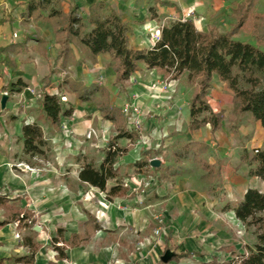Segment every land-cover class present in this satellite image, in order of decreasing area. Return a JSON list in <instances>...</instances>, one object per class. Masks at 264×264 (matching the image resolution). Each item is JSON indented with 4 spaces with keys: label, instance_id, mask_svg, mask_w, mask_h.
Instances as JSON below:
<instances>
[{
    "label": "crops",
    "instance_id": "crops-1",
    "mask_svg": "<svg viewBox=\"0 0 264 264\" xmlns=\"http://www.w3.org/2000/svg\"><path fill=\"white\" fill-rule=\"evenodd\" d=\"M27 1L0 0V48L10 44L21 45L7 52L15 63L14 69L0 63V96L8 82L21 78L27 83L23 91L10 94L3 107L0 104V196L8 198L10 205L26 210L33 223L27 226L24 224L26 221L20 225L18 221H13L0 226V264H21L14 258L27 254L24 238L28 236L39 245L33 264H110L112 255L109 245L113 244V239L119 242L118 264H180L183 259L207 257L209 253L212 254L210 259L200 261H210L213 256L218 259L215 252L218 245L235 244V240L223 229L233 226L234 229H241L244 224L233 211H222V206L242 199L248 188L264 192L263 181L248 173L250 168L255 167V163H248L254 149L264 148V129L250 113L235 111L233 92L217 74H213L206 99L214 112H223L222 125L214 132L209 124L190 131L189 103L197 84L189 83L186 73L178 80L164 82L156 70L147 69L142 62L138 63V70L132 74L125 95L131 100L134 93L138 94L135 103L141 114L152 112L151 116L163 115V118L157 121L153 117H146L144 132H139L140 138L132 145H127L128 139H125L124 146L128 150L115 166L119 169V181L126 187V193L110 200L105 197L109 205L101 208L103 214L108 216V226L103 219H99L97 223L101 229L93 233L86 244L69 247L66 259L55 258L51 238L58 228L63 229V237L68 240L71 234L83 231L87 214L95 215L94 202L84 201L79 189L86 185L92 189L98 188L81 182L78 173L83 159L98 164L102 158L97 162L90 157L94 146L92 140H86L83 135L88 128H93L101 136L106 123L114 126L113 122L102 118L95 103L80 102L74 93L66 91L65 87L59 89L58 85L64 77L85 86L100 85L108 91L109 100L116 106H120V100L126 96L115 82L113 63L108 54H99L92 63L78 45L70 43L72 60H64L60 54L61 44L50 21L36 16L24 19ZM167 1L173 5H162L159 0H60L42 10L41 14L47 16L51 8L61 7L67 12L71 6H77L76 12L85 18L90 6L101 2L103 13L113 10L129 26L130 47L150 48L158 38V35H154L155 27L186 18L187 11H191L187 18L198 29L206 30L214 26L220 32H225L236 23L240 8L246 3V0ZM260 1H256L233 38L252 43L264 51V39H258L255 26L256 16L264 17V13H257ZM151 7L156 9L157 17L154 19L150 14ZM14 33L16 36H13ZM3 56L4 53H1L0 58ZM50 71L49 84L44 86V78ZM153 73L157 74L156 80L148 77ZM158 80L166 86V93L154 91L153 85ZM156 89L159 87L156 86ZM58 90L66 94L69 105L74 108L72 116L62 123L63 132L69 130L74 140L73 143L69 142L70 148L64 145L62 131L54 130L55 134L50 132L51 137L46 136L45 126L50 128V122L40 110V94H57ZM96 96L102 98L100 93H96ZM159 101H162L161 108L156 105ZM12 116H16V119H12ZM33 121L42 127L44 139L53 151V157L46 163L31 164L24 159L28 155L23 150L22 126ZM189 142L207 144L206 151L200 157L208 167L192 158H180L176 162L173 150ZM141 149L147 151L143 156ZM139 158H147L149 162L156 158L160 164L169 167L179 165L182 172L171 175L172 184L167 187L158 188V182L151 179L150 186L141 189L131 177L121 172L123 166L133 167L132 164ZM21 163L37 167L38 170L30 171ZM134 171L133 174L139 179L145 177V172L138 173L135 168ZM110 181L114 182L109 184ZM115 183L116 179L108 180L107 188ZM153 192L160 198H152ZM139 195L148 201L144 206L136 207L133 201ZM160 203L164 204L162 214L171 230L168 245H174L172 254L187 252L189 256L171 257L167 262L159 263V242L146 246L145 250L138 249L140 246L137 245L136 249L128 248L127 239L136 235L138 230L147 228L149 223L145 217L153 214ZM80 209L83 213H80ZM4 217L5 210L0 206V221ZM15 233L19 234V238L15 237ZM109 233L117 237L112 238ZM126 249L130 252H125Z\"/></svg>",
    "mask_w": 264,
    "mask_h": 264
},
{
    "label": "trees",
    "instance_id": "trees-1",
    "mask_svg": "<svg viewBox=\"0 0 264 264\" xmlns=\"http://www.w3.org/2000/svg\"><path fill=\"white\" fill-rule=\"evenodd\" d=\"M59 1L28 0L23 17L29 19L36 16L50 21L56 39L61 44L60 54L64 60H72L70 43L78 45L92 63L96 61L99 54H108L115 71V82L123 92H126L130 86V78L138 70L140 62L147 69L156 70L164 82L178 80L182 74L186 73L187 81L197 84V89L189 103L188 129L190 131L198 130L209 124L210 130L214 132L222 125L223 112H214L206 99L212 75L217 74L234 94L235 111L250 113L264 129V51L252 43L233 38V35L246 21L248 13L257 0H246L245 5L240 8L236 23L225 32H220L214 26L200 30L189 18H180L168 25L158 26V38L150 48L130 47L128 45L129 26L115 11L103 13L101 2L91 5L85 18L78 15L77 6H71L67 12L58 7L51 8L47 16L41 14L42 10L48 9L51 4ZM159 2L162 5H173L167 0H159ZM150 14L153 19L157 17L154 7L150 8ZM88 26L90 29L87 30ZM255 26L258 39H264V17L256 16ZM20 46V44H10L0 48V54L4 53L3 58H0V63L14 69L15 63L7 52ZM51 73L52 71L45 76L44 86L49 84ZM63 86H67L80 102L95 103L102 117L113 122L117 127V133L107 141L104 155L98 164L93 160L83 159L78 173L79 180L105 192L107 200L124 196L126 187L119 181L121 175L115 164L128 149L127 146H120L117 141L126 138L134 142L139 139V134L119 125V122L124 120V114L118 106L110 103L105 88L97 84L85 86L69 78L63 79L59 84L60 88ZM26 87L27 83L19 78L8 82L6 90L9 94L19 93ZM96 93H100L103 98L99 99ZM39 104L42 114L56 131L61 129L62 119H69L74 112L73 106L63 105L58 94L43 92ZM12 119H16V116H12ZM21 138L25 154L32 157L36 155L45 157L46 141L43 129L36 121L23 124ZM206 149L207 144L205 143L189 142L174 149L172 155L176 162L180 158H192L202 166L208 167V164L200 157ZM146 153L145 149H141L142 156ZM248 163H255V167L249 169V175L257 176L264 183V148L254 152ZM132 166L138 173H143L144 168L149 167V161L147 158H139ZM166 171L175 175L181 173L182 169L177 166L167 167ZM110 179H116V183L107 188V181ZM8 201V198L0 196V206L5 210V217L0 221V226L13 221H18V225L26 221L24 224L31 226L33 220H30L28 212L10 205ZM230 210L242 223L254 225L259 231L264 221V192L248 188L242 199L227 202L222 206V211ZM99 229L101 226L90 215L84 222L83 231L71 234L68 240L63 237V229L58 228L56 235L51 238L52 249L56 252L55 258L66 259V250L69 247L86 244L91 235ZM257 239L258 242L242 255L240 264H264V232H258ZM24 244L28 247L27 254L14 259L21 264H33L39 245L34 243L29 236L24 238ZM184 256H189V253L175 254L171 259ZM231 261L219 262L213 256L210 261L200 264H232Z\"/></svg>",
    "mask_w": 264,
    "mask_h": 264
},
{
    "label": "rangeland",
    "instance_id": "rangeland-1",
    "mask_svg": "<svg viewBox=\"0 0 264 264\" xmlns=\"http://www.w3.org/2000/svg\"><path fill=\"white\" fill-rule=\"evenodd\" d=\"M258 12L264 13V0L260 1L259 6L257 7V13ZM254 17H255V15H253V18ZM251 31L252 30H250L249 35H251ZM148 77L156 80L157 74L153 73V74L149 75ZM63 79H65V77ZM63 79H62V81H63ZM49 80H50V78H49ZM242 85L244 86V83H242ZM98 86H100V85H98ZM156 86H158L159 89H156ZM63 87H65L66 91L73 93L68 89L67 86H63ZM153 87H155L154 91L157 90L158 92H162V93L167 92V88L163 83H161V80H158V83L153 85ZM58 88L61 89L62 87L60 88L58 85ZM57 92H58V95L60 97L64 96V98H65L64 101L61 99L63 102V105L68 106L69 102H68L66 94H62L59 90ZM121 92H123V91H121ZM126 92H127V90H126ZM126 92H123L124 96H126V97H125V99L122 98L120 100V106H118L124 114V120L119 122V125H121L123 128H127L128 130L135 131L137 134H139V132H144L143 123H144V120L146 117H148V116L153 117L157 121H160V119L163 118V115L151 116L152 112H148L147 114H144V115L140 113V115H138V112L136 111V109H139V107L135 103L138 94L134 93V95L132 96V99L129 100V97L127 95H125ZM41 97H42V94H40V99H41ZM165 98L166 97H164L163 99L166 100ZM163 99H161V100H163ZM110 103H111V101H110ZM111 104L114 105L113 103H111ZM160 104H162V101H159V103L156 104L157 106H159L158 108H161ZM114 106H116V105H114ZM164 119H165V117H164ZM64 120L65 119H62V123L64 122ZM99 121L103 122L102 119H99ZM62 123H61V129L59 131L63 132L62 127H64V124H62ZM106 124H107L106 129L102 128L103 134L101 136H99L97 134L96 130L93 128H88V130L93 129L95 131V135H93L91 138H87L85 136V134L83 135V136H85L84 138H86V140H92V143L94 146V151H91L90 157L92 159L96 160L97 162H99V160L103 157L102 151H104L107 141L117 133V127L114 123H113L114 126L109 125V123H106ZM49 126H50V128L45 126L47 137H51L50 132L52 134H55L54 127L53 126L51 127V124H49ZM59 131H57V132H59ZM63 133H64L63 134L64 145L67 148H70L71 144L69 142H71V143L74 142V140H72V136H71L72 134L69 130H66V132H63ZM139 138H140V135H139ZM125 139L126 138L118 139V141H117L118 144L120 146H124L125 142H126ZM133 143H135V141L132 142V141L128 140V142L126 144L132 145ZM101 144H104V145H101ZM102 146H104V147H102ZM45 148L47 149L45 157L36 155L34 157L26 156V157H24V159L28 163H31V164H42L41 162L46 163L47 162L46 160H51V158L53 157V151H51V147L48 145V142H46ZM22 164L23 163H21V165ZM26 165H28V164H23L22 166L25 167ZM176 166L179 167V165H176ZM176 166H174V167H176ZM167 167H169V166H167L163 163L160 164V161H159V164L156 166L151 165L149 162V167H147L146 169L144 168V170H145L144 176L145 177H142V179H139L138 176H135L133 174L135 171H134V168L131 167L130 165L123 166L121 169V172L123 174H126L128 177H131V180H133L135 183H137L139 185V188H141V189L148 188L150 186L149 181L151 179L158 182L157 187L161 188V187H165V186L167 187V186L172 184L173 179L171 177V174H169L166 171ZM29 168H32L30 171L36 170V169L38 170V168L34 167V166H29ZM128 173H131V174L128 175ZM113 182L114 181H110L109 184H111ZM79 192H80V195H82V199L84 201H89V202L93 201L95 204V207H94V209H95V211H94L95 215L94 216L95 217L91 214H87V216L90 215L96 221H98L99 219H103V222L105 223V225L108 226V220L106 219V217H108V216L106 214H103L104 212H103L101 207L104 208V207L108 206L109 202L105 199V195L103 194V192L99 191L98 189H92L91 187H89L87 185H86V187L80 188ZM221 193L222 192H219V194H221ZM215 194H217V193H215ZM139 196L140 197L134 198V201H133V204L136 207L144 206L148 201L146 198H144V196H141V195H139ZM155 197H159V195H157L155 192H153L152 198H155ZM163 208H164V204L160 203L156 207V210L153 211L154 212L153 214H150L149 217L144 216L148 220L147 224L149 223L147 228L142 229V230H138L136 232V235L133 234L132 238L127 239L129 241V242H127L128 248L136 249L137 248L136 245H137V246H140L138 248L140 250H145L144 248L146 246H150V245H153V244L159 242V247H161V249H160L161 252L158 253V255H157L159 263L165 262L162 259V257L166 254L167 251L169 252L168 254L174 253V245H172V244L168 245V241L171 239V236H170L171 230L168 229L166 219L164 218V216L162 214ZM80 213H83V210L80 209ZM140 218L142 219V217H140ZM233 227L223 229L226 231L225 233H227V235L229 237H231L233 240H235V244L231 243L230 245H228L226 243H223V244L218 245V248H217V250H215V252H217V254H216L218 257L217 261H219V262L232 260L231 261L232 264H240V259H241L242 255L246 254L248 252V249L253 247L258 242V239H257L258 232H264V221H263L261 229L259 231H258V229H256V227L254 225L242 224L241 229H234ZM109 235H111L112 238L114 236L117 237L116 234H110L109 233ZM112 241H113L112 242L113 244L109 245L110 252L112 255L110 264H118L119 263L118 256L120 254L119 253L120 248H119V244H118L119 242L117 243V239H115V240L113 239ZM125 252H130V251H128V249H126ZM210 255H212V254L209 253V256L202 257V258L201 257H199V258H192L191 257L187 260L183 259L180 262V264H199L201 262L200 260L210 259Z\"/></svg>",
    "mask_w": 264,
    "mask_h": 264
},
{
    "label": "built area",
    "instance_id": "built-area-1",
    "mask_svg": "<svg viewBox=\"0 0 264 264\" xmlns=\"http://www.w3.org/2000/svg\"><path fill=\"white\" fill-rule=\"evenodd\" d=\"M190 15H191V11H187V12L185 13V17H186V18L189 17ZM186 18H183V19H186ZM154 35H155V36L159 35L158 26L155 27ZM13 36H16V34L14 33ZM57 94H58V93H57ZM3 95H6V96L8 97L10 94H9V92H8L7 90L3 91V92L1 93L0 100H1V97H2ZM60 99H62V100L64 101L65 98H64V96H62V97H60ZM62 100H61V101H62ZM136 111L138 112V115H140V110H139V109H136ZM93 135H95V131H94L93 129H90V130H88V131L85 133V136H86L87 138H91ZM257 151H258V148H255V149H254V152H257ZM24 168H26V169H28V170H31V169H32V168H29L28 165H26ZM37 228H38V226H37ZM15 237H16V238H19V234H18V233H15Z\"/></svg>",
    "mask_w": 264,
    "mask_h": 264
},
{
    "label": "water",
    "instance_id": "water-1",
    "mask_svg": "<svg viewBox=\"0 0 264 264\" xmlns=\"http://www.w3.org/2000/svg\"><path fill=\"white\" fill-rule=\"evenodd\" d=\"M6 100H7V96H6V95H3V96L1 97V100H0V104H1L2 107L4 106ZM150 164L156 166V165L159 164V160L156 159V158H154V159H152V160L150 161ZM35 229H37V226L35 227ZM168 253H169V252L167 251L166 254L162 257V259H163L165 262H167V261L172 257V255H173V254H168Z\"/></svg>",
    "mask_w": 264,
    "mask_h": 264
}]
</instances>
